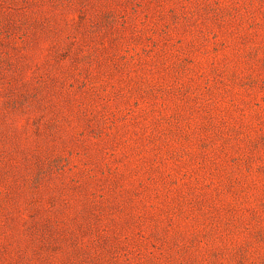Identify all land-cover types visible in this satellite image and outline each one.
<instances>
[{
  "label": "rangeland",
  "instance_id": "374dc122",
  "mask_svg": "<svg viewBox=\"0 0 264 264\" xmlns=\"http://www.w3.org/2000/svg\"><path fill=\"white\" fill-rule=\"evenodd\" d=\"M0 264H264V0H0Z\"/></svg>",
  "mask_w": 264,
  "mask_h": 264
}]
</instances>
